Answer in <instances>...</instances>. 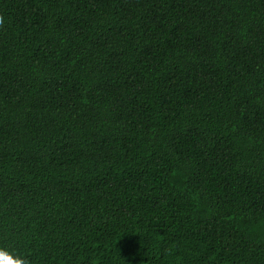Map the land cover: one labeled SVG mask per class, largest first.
I'll use <instances>...</instances> for the list:
<instances>
[{
  "label": "trees",
  "instance_id": "1",
  "mask_svg": "<svg viewBox=\"0 0 264 264\" xmlns=\"http://www.w3.org/2000/svg\"><path fill=\"white\" fill-rule=\"evenodd\" d=\"M0 247L264 264V0H0Z\"/></svg>",
  "mask_w": 264,
  "mask_h": 264
},
{
  "label": "clouds",
  "instance_id": "2",
  "mask_svg": "<svg viewBox=\"0 0 264 264\" xmlns=\"http://www.w3.org/2000/svg\"><path fill=\"white\" fill-rule=\"evenodd\" d=\"M0 264H28V262L25 258L0 247Z\"/></svg>",
  "mask_w": 264,
  "mask_h": 264
}]
</instances>
